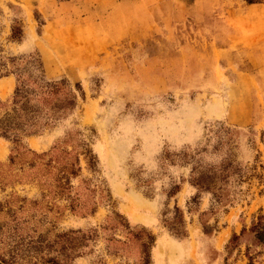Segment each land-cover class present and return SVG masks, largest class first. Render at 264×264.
<instances>
[{
	"label": "rangeland",
	"instance_id": "obj_1",
	"mask_svg": "<svg viewBox=\"0 0 264 264\" xmlns=\"http://www.w3.org/2000/svg\"><path fill=\"white\" fill-rule=\"evenodd\" d=\"M0 264H264V0H0Z\"/></svg>",
	"mask_w": 264,
	"mask_h": 264
},
{
	"label": "trees",
	"instance_id": "obj_2",
	"mask_svg": "<svg viewBox=\"0 0 264 264\" xmlns=\"http://www.w3.org/2000/svg\"><path fill=\"white\" fill-rule=\"evenodd\" d=\"M261 235H262V233L258 234V238H259V236H260V239H261V237H262Z\"/></svg>",
	"mask_w": 264,
	"mask_h": 264
}]
</instances>
